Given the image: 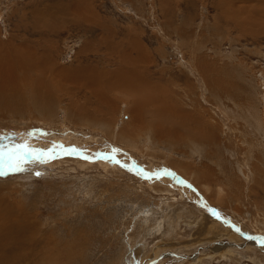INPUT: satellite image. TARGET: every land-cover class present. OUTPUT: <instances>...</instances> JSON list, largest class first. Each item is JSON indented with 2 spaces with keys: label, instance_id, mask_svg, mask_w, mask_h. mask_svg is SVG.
I'll return each mask as SVG.
<instances>
[{
  "label": "rangeland",
  "instance_id": "374dc122",
  "mask_svg": "<svg viewBox=\"0 0 264 264\" xmlns=\"http://www.w3.org/2000/svg\"><path fill=\"white\" fill-rule=\"evenodd\" d=\"M0 64L5 264H264V0H0Z\"/></svg>",
  "mask_w": 264,
  "mask_h": 264
},
{
  "label": "bare ground",
  "instance_id": "6f19581e",
  "mask_svg": "<svg viewBox=\"0 0 264 264\" xmlns=\"http://www.w3.org/2000/svg\"><path fill=\"white\" fill-rule=\"evenodd\" d=\"M131 59H133L132 57H131ZM137 59V57H134V59L133 60H136ZM125 62H126V60H125ZM1 65V64H0ZM134 67V66H133ZM129 68V67H128ZM136 68H138V67H136ZM3 70V69H2ZM134 70V69H133ZM139 70V69H138ZM125 71V70H124ZM134 71H136V70H134ZM133 71V72H134ZM1 72H3V71H1ZM131 72H132V70H131ZM132 72V73H133ZM128 74H130V73H128ZM124 75V74H123ZM116 76H117V73H116ZM124 77H125V75H124ZM119 77H117V79H118ZM122 78V77H121ZM100 82V81H99ZM117 83V82H116ZM121 83V82H120ZM131 84H133V82L131 83ZM115 85V84H114ZM110 86V85H109ZM108 86V88H111V87H109ZM131 87V86H130ZM135 87V86H134ZM114 88V87H113ZM120 88V87H119ZM123 88V87H122ZM129 88V87H128ZM115 89V88H114ZM118 89V88H117ZM124 89H126V88H123V90ZM134 90V89H133ZM136 90V89H135ZM125 91V90H124ZM134 92V91H133ZM102 102V101H101ZM68 114V113H67ZM70 115H71V113H70ZM68 116V115H67ZM69 117V116H68ZM72 118V117H71ZM74 134V133H73ZM74 136V135H73ZM20 141V140H19ZM22 141H25V140H22ZM22 141H21V144L22 145H24V144H26L27 146H28V144L25 142V143H22ZM73 141H74V139H73ZM30 142V141H29ZM26 148V147H25ZM86 156H88V155H85L79 162L80 163H78V164H82V165H89V162H93V161H95L94 159H92V158H87ZM86 159V160H85ZM102 161V160H101ZM91 162V163H92ZM104 162V161H103ZM37 168V167H36ZM39 169L40 170H44L45 168L42 166V167H39ZM33 171V170H32ZM175 178H178V177H175ZM180 179V178H179ZM221 193H223V192H221ZM1 235H2V233H0ZM10 235V234H9ZM8 235V236H9ZM7 236V237H8ZM0 238H1V236H0ZM6 238V237H5ZM3 239V238H2ZM11 239V238H10ZM12 242V241H11ZM4 243V242H3ZM15 243H16V241H15ZM1 244V243H0ZM4 245V244H3ZM5 247H6V245H4ZM12 247V246H11ZM2 250H5V249H0V254H2L3 252H2ZM5 257H6V255H5V253H3L2 255H1V259H0V264H5V263H7V262H3L4 261V259H5Z\"/></svg>",
  "mask_w": 264,
  "mask_h": 264
},
{
  "label": "snow or ice",
  "instance_id": "6c2138e0",
  "mask_svg": "<svg viewBox=\"0 0 264 264\" xmlns=\"http://www.w3.org/2000/svg\"><path fill=\"white\" fill-rule=\"evenodd\" d=\"M19 147H26L25 145H21ZM17 153L15 150H10L9 152H0V156H6L9 160H12L14 157H16ZM16 166H19V161L16 162ZM39 173H37L38 175Z\"/></svg>",
  "mask_w": 264,
  "mask_h": 264
}]
</instances>
